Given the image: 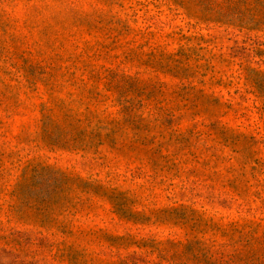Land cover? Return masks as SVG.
I'll list each match as a JSON object with an SVG mask.
<instances>
[{
  "label": "rangeland",
  "instance_id": "obj_1",
  "mask_svg": "<svg viewBox=\"0 0 264 264\" xmlns=\"http://www.w3.org/2000/svg\"><path fill=\"white\" fill-rule=\"evenodd\" d=\"M0 264H264V0H0Z\"/></svg>",
  "mask_w": 264,
  "mask_h": 264
}]
</instances>
